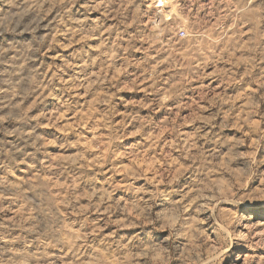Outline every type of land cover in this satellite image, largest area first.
I'll list each match as a JSON object with an SVG mask.
<instances>
[{
  "label": "clouds",
  "instance_id": "1",
  "mask_svg": "<svg viewBox=\"0 0 264 264\" xmlns=\"http://www.w3.org/2000/svg\"><path fill=\"white\" fill-rule=\"evenodd\" d=\"M0 264H264V0H0Z\"/></svg>",
  "mask_w": 264,
  "mask_h": 264
}]
</instances>
